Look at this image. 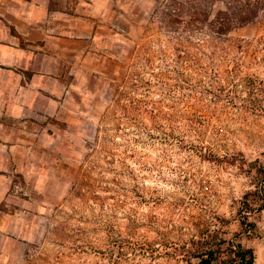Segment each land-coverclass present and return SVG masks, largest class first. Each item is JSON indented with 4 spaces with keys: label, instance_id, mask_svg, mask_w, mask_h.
<instances>
[{
    "label": "rangeland",
    "instance_id": "374dc122",
    "mask_svg": "<svg viewBox=\"0 0 264 264\" xmlns=\"http://www.w3.org/2000/svg\"><path fill=\"white\" fill-rule=\"evenodd\" d=\"M128 22L64 117L61 171L10 264H195V241H239L258 214L264 0H136Z\"/></svg>",
    "mask_w": 264,
    "mask_h": 264
},
{
    "label": "crops",
    "instance_id": "0c3cea01",
    "mask_svg": "<svg viewBox=\"0 0 264 264\" xmlns=\"http://www.w3.org/2000/svg\"><path fill=\"white\" fill-rule=\"evenodd\" d=\"M134 9L136 0H0V264L30 242L39 197L61 171L64 117L92 92ZM251 222L238 242L264 264V209Z\"/></svg>",
    "mask_w": 264,
    "mask_h": 264
},
{
    "label": "trees",
    "instance_id": "16d2710c",
    "mask_svg": "<svg viewBox=\"0 0 264 264\" xmlns=\"http://www.w3.org/2000/svg\"><path fill=\"white\" fill-rule=\"evenodd\" d=\"M257 11H258V7L256 5H253L251 3H243L238 10H236V21L239 24H245L248 22L253 21V19H255L256 15H257ZM215 23L218 24V29H220V31H227L229 30V26H230V21L228 19L227 14H224L221 16H218L215 19ZM259 193H261V197H259V205L258 207L256 206V211H261L264 209V194H262V191H260ZM246 196V195H245ZM242 205H244V203H241V207H240V212L243 210ZM242 214V213H241ZM243 218L246 217H241L240 218V225L243 226L245 222H243L242 220H244ZM251 227L253 226L252 222H250ZM195 245L194 248H191L188 250V254L190 258H197V262L195 264H213L217 259H218V254L224 252V250H227L228 253L230 254L231 252V246L235 245L236 246V250H235V257L238 258L239 262L236 264H251L252 263V254L250 252H248L247 250H244L239 242L235 241L233 243H231V241H221V239H219L218 243H204V241L198 240L195 241L193 243ZM221 244H226V246L223 248L222 246H220ZM214 246V247H213ZM230 262L228 264H232V262L234 261L233 258H231V256H229ZM235 264V263H234Z\"/></svg>",
    "mask_w": 264,
    "mask_h": 264
},
{
    "label": "built area",
    "instance_id": "2783aa9c",
    "mask_svg": "<svg viewBox=\"0 0 264 264\" xmlns=\"http://www.w3.org/2000/svg\"><path fill=\"white\" fill-rule=\"evenodd\" d=\"M264 187V182H261V184L257 187V189H258V191L260 192V191H262V188ZM252 232H253V228L251 227V225H250V221H246L245 223H244V225H243V234L245 235V236H249V235H251L252 234ZM238 241V240H237ZM236 241V242H237ZM235 250H236V246L235 245H232L231 246V252H230V254H229V256H231V258H233L234 259V261L232 262V264H236V263H238L239 262V260H238V258H236L235 257Z\"/></svg>",
    "mask_w": 264,
    "mask_h": 264
}]
</instances>
